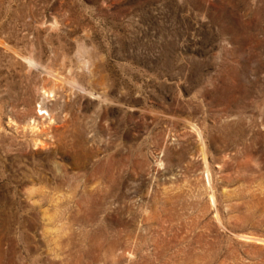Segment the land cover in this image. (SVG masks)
I'll list each match as a JSON object with an SVG mask.
<instances>
[{
  "label": "rangeland",
  "instance_id": "374dc122",
  "mask_svg": "<svg viewBox=\"0 0 264 264\" xmlns=\"http://www.w3.org/2000/svg\"><path fill=\"white\" fill-rule=\"evenodd\" d=\"M0 264H264V0H0Z\"/></svg>",
  "mask_w": 264,
  "mask_h": 264
},
{
  "label": "bare ground",
  "instance_id": "6f19581e",
  "mask_svg": "<svg viewBox=\"0 0 264 264\" xmlns=\"http://www.w3.org/2000/svg\"><path fill=\"white\" fill-rule=\"evenodd\" d=\"M53 27H54V26H53ZM46 94H47V93H46ZM48 94H49V92H48ZM42 111H43V110H42ZM41 114H42V113H41ZM36 126H37V125H36ZM36 126L34 125L33 127H31V129H32V130L35 129V130L37 131V129H39V128H37Z\"/></svg>",
  "mask_w": 264,
  "mask_h": 264
}]
</instances>
